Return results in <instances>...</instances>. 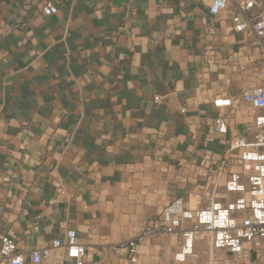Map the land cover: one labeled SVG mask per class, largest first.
<instances>
[{
  "label": "crops",
  "instance_id": "1",
  "mask_svg": "<svg viewBox=\"0 0 264 264\" xmlns=\"http://www.w3.org/2000/svg\"><path fill=\"white\" fill-rule=\"evenodd\" d=\"M211 2L0 0V245L43 249L75 230L85 264H131L126 242L169 202L206 209L226 154V173L241 171L262 111L239 98L264 86V49ZM161 240L138 254L173 258L180 234ZM42 264L74 263L57 248Z\"/></svg>",
  "mask_w": 264,
  "mask_h": 264
},
{
  "label": "built area",
  "instance_id": "2",
  "mask_svg": "<svg viewBox=\"0 0 264 264\" xmlns=\"http://www.w3.org/2000/svg\"><path fill=\"white\" fill-rule=\"evenodd\" d=\"M229 6L234 9V30L256 37L258 44L264 48V16L251 15L250 12L255 7L254 1L212 0L210 13L218 15L228 10ZM58 12V8L51 2L43 5L42 13L46 17L55 16ZM261 76L264 78V66ZM239 102L262 111L255 118L253 141L238 145L247 148L237 158L241 171L226 173V169L234 165L232 155L226 154L219 166L216 164L213 181L204 191L208 207L192 210L186 207L183 198L173 200L164 207L153 227L146 228L141 236L126 242L124 248L131 263L137 262L139 244L155 235L180 234L183 245L177 255L179 261L191 256L198 242L208 243L211 256L218 251L243 255L248 245L264 246V86L244 91ZM233 103L231 99H218L214 102L217 108L233 107ZM217 125L220 132H225L222 120H218ZM224 177L226 180L222 185ZM221 187L228 195L240 196L231 202L223 203L220 201ZM57 248H64L74 264H85V258L90 252L78 242L75 230L66 233L63 243L55 241L50 247L31 251L20 250L15 240L5 236L0 245V264H42L51 257L52 250ZM261 264H264V257Z\"/></svg>",
  "mask_w": 264,
  "mask_h": 264
},
{
  "label": "rangeland",
  "instance_id": "3",
  "mask_svg": "<svg viewBox=\"0 0 264 264\" xmlns=\"http://www.w3.org/2000/svg\"><path fill=\"white\" fill-rule=\"evenodd\" d=\"M261 47L263 48V46ZM171 202H169L168 204H170ZM145 229L144 230L142 229L139 232V234L132 239H136L139 236H141L145 231ZM168 236H172V235L150 236L144 241H142L139 244V246H142L149 242L150 243L152 242V244H154L153 241L161 238H162L161 242L164 245L169 246L171 244L168 242V240H165V238ZM182 245L183 242L181 241L178 246L179 249L177 252L174 253L173 258L170 255L161 256L160 254L159 255L155 254V252L148 251L142 254L139 253L137 255V262L131 264H171V262L172 264H261V261L264 257V246L262 245H259L257 247L254 244L248 245L246 247L247 252L243 255H231L228 254L226 251H218L215 252L213 256H211L208 243L198 242L195 245L193 254L191 256L186 257L184 261H179L177 255L181 252ZM141 255L143 256V258H141Z\"/></svg>",
  "mask_w": 264,
  "mask_h": 264
}]
</instances>
